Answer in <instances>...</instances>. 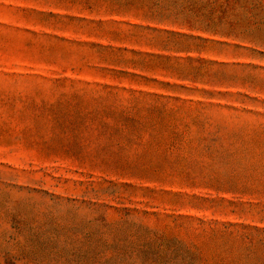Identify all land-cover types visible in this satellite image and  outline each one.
<instances>
[{
  "label": "rangeland",
  "instance_id": "1",
  "mask_svg": "<svg viewBox=\"0 0 264 264\" xmlns=\"http://www.w3.org/2000/svg\"><path fill=\"white\" fill-rule=\"evenodd\" d=\"M0 264H264V0H0Z\"/></svg>",
  "mask_w": 264,
  "mask_h": 264
}]
</instances>
